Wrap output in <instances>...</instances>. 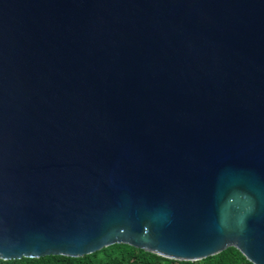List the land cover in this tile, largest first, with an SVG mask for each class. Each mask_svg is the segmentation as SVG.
<instances>
[{"label":"water","instance_id":"water-1","mask_svg":"<svg viewBox=\"0 0 264 264\" xmlns=\"http://www.w3.org/2000/svg\"><path fill=\"white\" fill-rule=\"evenodd\" d=\"M0 224L264 264V0H0Z\"/></svg>","mask_w":264,"mask_h":264},{"label":"trees","instance_id":"trees-1","mask_svg":"<svg viewBox=\"0 0 264 264\" xmlns=\"http://www.w3.org/2000/svg\"><path fill=\"white\" fill-rule=\"evenodd\" d=\"M53 260L55 264H252L233 247L198 262H186L166 259L125 244H115L79 258L50 255L0 260V264H51Z\"/></svg>","mask_w":264,"mask_h":264},{"label":"snow or ice","instance_id":"snow-or-ice-1","mask_svg":"<svg viewBox=\"0 0 264 264\" xmlns=\"http://www.w3.org/2000/svg\"><path fill=\"white\" fill-rule=\"evenodd\" d=\"M9 239L10 238H9L7 229L4 228L2 226V224H0V255H3V256H20V255H40L42 253H50L53 255H56V254L76 255V254H78L76 252H72V251H68V250H64V249H52V250H44V251L25 249V250L20 251L19 254H15V253H12V252L6 250L4 247L5 241L9 240ZM88 250H90V249H84L81 251H88ZM215 250H216L215 248H207V249L202 250L201 252H198L195 254L175 255V254L170 253L169 251H166L164 249H160V251L164 252L167 255H174L177 257H185V258L202 256V255L207 254L208 252L215 251ZM51 264H55V261L53 260L51 262Z\"/></svg>","mask_w":264,"mask_h":264}]
</instances>
